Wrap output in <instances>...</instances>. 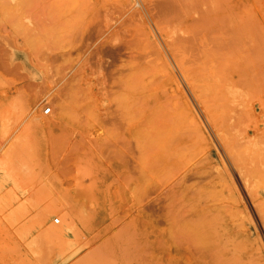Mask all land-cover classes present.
Wrapping results in <instances>:
<instances>
[{"label": "rangeland", "instance_id": "1", "mask_svg": "<svg viewBox=\"0 0 264 264\" xmlns=\"http://www.w3.org/2000/svg\"><path fill=\"white\" fill-rule=\"evenodd\" d=\"M154 2L0 0V264H264L251 198L264 212V177L251 170L264 169V0H185V21H170L167 35L144 11ZM189 82L219 119L253 109L221 132L260 131L236 150L251 194ZM179 135L185 145L168 149ZM159 150L172 151L170 167H154ZM208 160L204 177L184 184L202 214L193 221L176 180Z\"/></svg>", "mask_w": 264, "mask_h": 264}, {"label": "bare ground", "instance_id": "2", "mask_svg": "<svg viewBox=\"0 0 264 264\" xmlns=\"http://www.w3.org/2000/svg\"><path fill=\"white\" fill-rule=\"evenodd\" d=\"M166 1V2H165ZM181 1V0H180ZM179 0H164V3H162L163 2V0H162V2H161V4H160V0H159V4H157V3H151L153 6H151L150 4H144V11H146L147 12V14H146V16L149 14V16H150V19L151 20H153V22H155V26L158 28V30L160 31L159 33H161V34H163V35H167L168 33H165V28H166V25H168L169 23V26L171 25V22L172 21H177V22H184L185 20H184V18L185 17H183V16H185L184 15V13H185V7L187 6L186 5V2H184L185 0H183V1H181L180 2ZM156 2H158V1H156ZM184 2V3H183ZM198 4V3H197ZM137 5L140 7L141 5H140V2H137ZM231 5V4H230ZM229 5V6H230ZM197 7V6H196ZM232 7V6H231ZM141 8V7H140ZM140 8H136V12H139L138 10L140 9ZM132 8H130V10H131ZM134 9V8H133ZM142 10H143V8H141ZM154 9H158L157 11H154ZM132 12H134L133 10H131ZM143 11V12H144ZM130 12V11H129ZM129 12H127L128 13V15H129ZM136 12H134V13H136ZM159 12H161V13H159ZM168 12V13H167ZM134 13H131L130 12V14L131 15H133ZM156 13H157V15H156ZM160 15H159V14ZM162 13H165V16H163L162 15ZM166 14H167V18H166ZM183 14V15H182ZM186 14V13H185ZM137 15L138 14H136V17H137ZM159 15V19L160 20H164V21H158V18H157V16ZM127 16V15H126ZM133 16H135V15H133ZM131 16L129 15V18H130ZM136 17H133L134 19L136 18ZM162 17H164V19L162 18ZM169 17H170V19H169ZM166 18V19H165ZM216 18V17H215ZM214 18V19H215ZM157 19V20H156ZM167 19H168V21H167ZM219 19V18H218ZM217 19V20H218ZM148 20V19H147ZM130 21H134L133 19L131 20L130 19ZM171 21V22H170ZM196 21V20H195ZM142 23V22H141ZM167 23V24H166ZM211 23V22H210ZM145 24V23H144ZM214 24V23H213ZM130 25V24H129ZM210 25V24H209ZM217 26H219L218 24H216ZM142 26H143V24H142ZM131 27H133V25L131 24ZM155 27V28H156ZM223 27V26H222ZM225 27V26H224ZM141 24L140 23H138V21L136 20L135 21V28H134V30H136V31H134L133 30V32H138V31H140L141 30ZM167 28H168V26H167ZM143 29V28H142ZM255 30H257V29H255ZM99 31V30H98ZM214 31V30H213ZM229 31V30H228ZM258 32H259V30H257ZM256 31V32H257ZM147 32V31H146ZM166 32H167V29H166ZM221 32V31H220ZM225 32H227V31H225ZM194 33V32H193ZM204 33H206V32H204ZM222 33H224V31L222 32ZM137 34V33H136ZM135 34V35H136ZM226 34V33H225ZM254 34V33H253ZM137 36V35H136ZM140 36V35H139ZM144 36V35H143ZM143 36H141V37H143ZM183 36V35H182ZM182 36L181 37H179V38H181V41H182ZM194 36V35H193ZM260 36V35H259ZM138 37V36H137ZM178 38V39H179ZM184 38H186V37H183V39ZM196 38H197V36H196ZM210 38V37H209ZM264 38V37H263ZM189 39H190V37H189ZM222 39V38H221ZM227 39V38H226ZM180 40V39H179ZM191 40V39H190ZM229 40V39H228ZM235 40H236V37H235ZM244 40V39H243ZM181 41H180V43H181ZM183 41H186V40H183ZM261 41V40H260ZM259 41V42H260ZM187 42V41H186ZM186 42H183V43H186ZM223 42H225L224 40H223ZM248 42V41H247ZM228 42L226 41L225 42V45L227 44ZM230 43V42H229ZM262 43V42H261ZM185 45V44H184ZM186 45H188V44H186ZM185 45V46H186ZM194 45V44H193ZM221 45H224V43H221ZM227 45H229V44H227ZM231 45V44H230ZM234 45V44H233ZM195 46V45H194ZM194 46H192V47H194ZM232 46V45H231ZM214 47H216V46H214ZM165 48V47H164ZM183 48H184V46H183ZM189 48V47H188ZM187 48V49H188ZM199 48V47H198ZM197 48V49H198ZM203 48H206V47H204L203 46ZM203 48H202V50H203ZM186 49V48H185ZM194 50H195V48H193ZM189 50V49H188ZM191 50V49H190ZM204 50H206V49H204ZM203 50V51H204ZM218 50V49H217ZM220 50V49H219ZM264 50V49H263ZM252 51V50H251ZM261 51V50H260ZM199 52H202V51H200L199 50ZM209 52V51H208ZM192 53V52H191ZM214 53H216V52H214ZM217 53H219V52H217ZM261 53V52H260ZM208 55H210L209 53H207ZM228 54V53H227ZM232 54V53H231ZM262 55H261V57H260V55H259V58L261 59L262 58V56H263V53H261ZM198 55V54H197ZM203 55V54H202ZM253 55V54H252ZM112 56V55H111ZM178 56V55H177ZM229 57H231L230 55H228ZM250 56V55H249ZM175 57H176V55H175ZM192 57V56H191ZM204 56H202V58H203ZM209 57H211V56H209ZM220 57V56H219ZM201 58V57H200ZM225 58V57H224ZM178 59H180V58H178ZM197 59H198V56H197ZM196 59V60H197ZM259 59V60H260ZM176 60H177V57H176ZM196 60H195V62H196ZM258 60V61H259ZM262 60V59H261ZM178 61V60H177ZM176 61V62H177ZM180 61V60H179ZM216 61V60H215ZM246 61V60H245ZM204 62H207V61H204ZM217 62V61H216ZM253 62V61H252ZM260 62V61H259ZM258 62V63H259ZM262 62V61H261ZM260 62V63H261ZM187 63H189V62H187ZM187 63H185V64H187ZM203 63V62H202ZM208 63V62H207ZM259 63V64H260ZM195 64V63H194ZM252 64H254V63H252ZM257 65L256 66V63H255V65H253V66H256V67H254L255 68V70H257L258 69V67L260 66V65ZM183 65H184V63H183ZM177 66H179V68L177 67V69H179V70H181L182 72H183V74L186 76V74H185V71H184V69L182 68V66H181V64L179 63V62H177ZM247 66H249L250 67V65H248L247 64ZM261 66H263V64H261ZM211 68V67H210ZM257 68V69H256ZM253 68H252V70H250V71H252V73H253ZM254 70V71H255ZM246 71V70H245ZM258 72H256L255 74H254V79H256V77H258V75L261 73L260 71H259V69L257 70ZM181 72V73H182ZM221 72H222V69H221ZM241 72H242V70H241ZM223 73V72H222ZM239 73H240V71H239ZM245 73V72H244ZM249 74V73H248ZM247 74V75H248ZM257 74V75H256ZM264 74V73H263ZM217 75H218V72H217ZM219 75H220V73H219ZM243 76H244V74H242ZM261 75V77L263 76L262 75V73L260 74ZM221 76V75H220ZM246 77V76H245ZM264 77V76H263ZM191 78V77H190ZM210 78H211V76H210ZM242 78V77H241ZM247 78H248V76H247ZM259 80H260V78H259ZM258 80V81H259ZM264 79L262 78V81H263ZM193 82V81H192ZM198 82V81H197ZM241 82V81H240ZM255 82V81H254ZM260 82V81H259ZM258 82V83H259ZM195 83V82H194ZM241 83H243V80H242V82ZM263 83V82H262ZM189 84H190V82H189ZM246 83H244V85H245ZM218 85V84H217ZM237 85H239L238 83H237ZM257 85V84H256ZM240 86V85H239ZM243 86V85H242ZM246 86V85H245ZM190 87H191V89H192V91H193V93L192 94H194L193 95V97L195 98L196 97V99L195 100H197L196 102H198V104H199V109H200V111L202 112L201 114H203L202 115V117H204L205 118V121H206V124H207V127L210 129V131H212V132H214L215 133V136H216V138L218 139L217 140V147H219V149H220V151H222L223 153H224V155L227 157V159L229 160V162H231L232 164H234V166L236 167V164H237V162L236 161H238L237 159H236V157L237 156H239V152L238 151H236V150H240V148L242 147V146H250L253 142H254V138H253V136L256 134V135H258L259 136V134H262L263 133V135H264V132L262 131V129L260 130V131H258L257 129H256V127H255V129H253V136H252V134H251V130H247V131H245V133H242L240 136H237V137H235V139L234 138H226V136H225V134H223V133H221L222 132V130H224V128L227 126V124H229V126H233L234 125V127L236 126L235 124H238L237 123V121H240L241 119L243 120L244 119V121H240L239 122V124L237 125V126H240V123H242V124H244V122L248 119V121H246L245 123H247V122H249V119L253 116L254 117V113H253V109L251 110V107L249 108V106H247L248 108L247 109H245V110H241V111H238V112H236V111H234L236 114L235 115H231V116H229L228 118H226L225 117V119L226 120H224V119H219V117H217L215 114H213L212 113V110L210 109H208L205 105H206V102H204L203 100H202V98L199 96V94L197 93V90L195 89V87L194 86H192L191 84H190ZM211 87H212V85H211ZM210 87V89H212ZM213 87H214V85H213ZM247 87V86H246ZM89 88V87H88ZM256 88V87H255ZM255 88H254V90H255ZM260 88V86L258 87V89ZM199 89V88H198ZM203 89V88H202ZM208 89V88H207ZM209 89V90H210ZM260 89H262V87L260 88ZM214 91V90H213ZM251 91V90H250ZM211 92V91H210ZM252 92V91H251ZM254 92V91H253ZM207 93V92H206ZM246 93V92H245ZM262 93V92H261ZM202 94V93H201ZM217 94V93H216ZM219 94V93H218ZM221 94V93H220ZM223 94V93H222ZM207 95H209V94H207ZM211 95V94H210ZM209 95V97H211ZM217 96V95H216ZM216 96H215V99H219V98H216ZM220 96V95H219ZM223 96H225L224 94H223ZM251 96H254L253 94H251ZM256 96V95H255ZM264 96V95H263ZM218 97V96H217ZM253 98V97H252ZM261 99V100H260ZM259 99V102L261 103V101L262 100H264V99H262V97ZM219 101H224V100H220L219 99ZM251 101V100H250ZM210 102V101H209ZM221 103V102H220ZM223 103V102H222ZM222 103L220 104V105H222ZM248 103V102H247ZM251 103V102H250ZM208 104V103H207ZM218 104V103H217ZM216 104V105H217ZM227 104V103H226ZM219 104H218V106H220ZM250 105V104H249ZM252 105V104H251ZM262 105L264 106V103H262ZM261 104H260V106L261 107H263ZM223 109L225 108V107H222ZM264 108V107H263ZM215 109V108H214ZM217 109V108H216ZM261 109V108H260ZM170 110H172V109H170ZM218 110V109H217ZM220 110V109H219ZM231 110V109H230ZM224 111H227V110H223V112ZM232 111V110H231ZM172 112V111H171ZM185 112V111H184ZM218 112V111H217ZM227 112H230L229 111V109H228V111ZM188 113V112H187ZM261 113V115H264V109H263V111H261L260 112ZM218 114H219V112H218ZM224 115V114H223ZM222 115V116H223ZM165 116H166V118H165V121L168 123V122H173L174 120H175V117H174V113L172 112V113H170L169 111L165 114ZM246 116V118H244ZM248 117V118H247ZM232 118H233V121H232ZM228 119H229V121H228ZM246 119V120H245ZM252 119H254V118H252ZM177 120H179V119H177ZM262 121H264V119L262 120ZM175 122V121H174ZM258 123V122H257ZM248 125H249V123H248ZM254 126H255V123H254ZM230 128H232V129H234L233 127H230ZM245 129V128H244ZM251 129V128H250ZM241 130V129H240ZM189 131H191V130H189ZM226 131V130H225ZM230 131V130H229ZM241 131H243V129L241 130ZM181 131H179V133H180ZM195 132H197V130H195L194 131V133ZM199 132V131H198ZM231 132V131H230ZM260 132V133H259ZM176 133H178V132H176ZM186 133V132H185ZM184 133V134H185ZM188 133V132H187ZM227 133V132H226ZM257 133H259V134H257ZM196 135V134H195ZM227 135H229V133L227 134ZM231 135V134H230ZM184 136V135H183ZM188 136V135H187ZM257 136V137H258ZM229 137V136H228ZM257 139H259V138H257ZM185 141H186V139L185 138H183L182 136H177L175 139H173L171 142H169L168 141V145H169V148L168 149H172V151L173 150H175V148H176V150H177V148H182V146H184L185 145ZM167 145V146H168ZM257 145V144H256ZM241 146V147H240ZM258 146V145H257ZM262 147H264V146H262ZM234 148H236L235 149V152H236V154H235V152H234ZM238 148V149H237ZM218 149V148H217ZM170 151V150H169ZM172 151L170 152V153H168V154H166V155H164L165 153H163V152H161V150H159L157 153H155V161L153 162V164L155 163V165H154V167H156V168H168V167H170V165H171V159L172 158H174L173 157V153H172ZM242 151H243V149H242ZM249 151V150H248ZM258 151V150H257ZM166 153H167V151H165ZM251 152V151H250ZM217 153H218V151H217ZM257 153H259V151L257 152ZM209 154H210V156H215V153L213 152V150H211L210 152H209ZM219 154V153H218ZM217 154V155H218ZM256 154V153H255ZM254 154V156L252 155V157H251V161H254V163L256 162V164H258V162L259 161H261V159L260 160H258L257 159V157H255L256 155H258L259 156V154H256L255 155ZM240 155H241V153H240ZM246 155V154H245ZM218 157H220V156H218ZM240 157V156H239ZM255 157V158H254ZM215 159V158H214ZM255 159H256V161H255ZM206 160V159H205ZM204 161V160H203ZM263 161H264V159H263ZM244 163V162H243ZM248 162H246V164H247ZM263 163V162H262ZM249 164V163H248ZM264 164V163H263ZM213 165V164H212ZM240 165V164H239ZM210 166H211V163H210V160H208L207 162H204V163H199V164H197L196 166H194L190 171H185L184 172V174L180 177V179L179 178H177V180L176 181H178V182H180L179 184H181L182 185V187H183V192H182V194L180 195V196H182L181 197V201H182V204H180V206L181 207H183L182 209H184V213L187 215V214H189V216H191V215H195V217H191L192 219H193V221H195L196 220V217H200V215H202V214H200L201 212L200 211H198V209L196 208L197 207V205L195 206V204H194V202H195V199L193 198L194 196H195V194H193L194 196H192V194H191V196L189 195V192H185L187 189L185 188V186H184V184L186 183V182H188L189 180H191V179H193V178H201L202 179V177H204V175L206 174V172L210 169ZM216 166V165H215ZM237 166H238V164H237ZM253 166V165H252ZM256 166H258V169H259V166H261V165H255V168H256ZM239 167V166H238ZM236 167L238 170H237V172L239 171L240 172V174L239 175H241V177H242V180H243V183H244V185L246 186V188L247 189H249V193L251 194V189L249 188V185H250V181L248 180V177H246L247 175H248V173H247V171L245 172L244 170H241V168L239 167ZM258 169H254V166H253V168H251V170L253 171H251L252 173H255L256 172V170H257V173L259 172V173H261V175L262 176H260V178H263L264 177V169L263 170H261L262 168L260 167V169L258 170ZM248 170V172L250 171V169H247ZM254 170H255V172H254ZM212 171V170H211ZM263 173H262V172ZM227 172V171H226ZM250 172V173H251ZM212 173V172H211ZM236 173V172H235ZM256 173V174H257ZM256 174H253V176L254 175H256ZM258 175V174H257ZM210 176V175H209ZM212 176V175H211ZM210 176V177H211ZM257 177V176H256ZM257 178H259V177H257ZM259 178V179H260ZM233 179V178H232ZM227 181V180H226ZM249 181V182H248ZM255 181V180H254ZM226 183H228V182H225V184ZM262 184H264V183H262ZM227 186H229L228 184H226ZM263 186V185H262ZM174 187V186H173ZM173 187H172V189H173ZM257 190V189H256ZM196 191V193H197V190H195ZM200 190H198V192H199ZM193 193V192H192ZM254 193V192H253ZM262 193V192H261ZM174 194V193H173ZM197 194H199V193H197ZM264 194V193H263ZM200 198V197H199ZM251 198H252V200H253V204L255 205V207H256V209H257V211H258V213L260 214V217H261V221L263 222V224H264V212L262 211V208H263V205L259 202V200H258V196H256V195H254V196H252V194H251ZM252 200H250V201H252ZM197 202H198V200H197ZM261 205V206H260ZM262 207V208H261ZM199 208V207H198ZM48 209H50V208H48ZM255 209V210H256ZM46 210H47V208H46ZM46 210H44V211H46ZM243 210V209H242ZM49 211L50 210H48V211H46V213H45V215L47 214V212L49 213ZM236 211V210H235ZM203 212V211H202ZM199 214V215H198ZM45 215L44 216H42V218L43 217H45ZM184 215V214H183ZM185 215V216H186ZM185 216H183V219H184V217ZM231 217V216H230ZM188 218V217H187ZM189 219L190 218H188L187 219V221H189ZM195 219V220H194ZM187 221H185V222H187ZM191 221V220H190ZM198 226V225H197ZM181 227H184V226H181ZM186 227H188V226H186ZM190 228V227H189ZM189 228H187V229H189ZM184 229V228H183ZM186 229V228H185ZM184 229V230H185ZM186 229V230H187ZM185 230V231H186ZM197 231H199V230H197ZM48 233H50V231L48 232ZM51 233H52V231H51ZM197 233V232H196ZM53 234V233H52ZM199 234V233H198ZM203 236V235H202ZM196 239V238H195ZM200 240V238H198V241ZM202 241V240H201ZM200 243V242H199ZM239 250V249H238ZM220 257V256H219ZM230 258H231V256H229ZM233 258V257H232ZM233 260V259H232ZM203 261V260H202ZM234 261V260H233ZM249 261V260H248ZM210 262H211V260H210ZM230 262V261H229ZM204 263H206V261H204ZM228 263V262H227ZM226 263V264H227ZM230 264H231V262H230Z\"/></svg>", "mask_w": 264, "mask_h": 264}, {"label": "built area", "instance_id": "3", "mask_svg": "<svg viewBox=\"0 0 264 264\" xmlns=\"http://www.w3.org/2000/svg\"><path fill=\"white\" fill-rule=\"evenodd\" d=\"M50 110H51L50 107H47V108L44 109V112H45V113H49ZM56 221H58V219H56Z\"/></svg>", "mask_w": 264, "mask_h": 264}]
</instances>
